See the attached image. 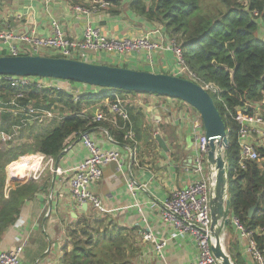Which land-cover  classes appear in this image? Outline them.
Returning a JSON list of instances; mask_svg holds the SVG:
<instances>
[{
    "label": "crops",
    "instance_id": "0c3cea01",
    "mask_svg": "<svg viewBox=\"0 0 264 264\" xmlns=\"http://www.w3.org/2000/svg\"><path fill=\"white\" fill-rule=\"evenodd\" d=\"M133 2L113 0L106 8L95 5L93 0H0V28L18 32L34 31L38 35L47 36L52 33L53 21L58 20L67 36L81 39L90 18L95 26L110 37L143 35L158 27L163 28L169 36L164 26H158V21L150 20L135 10ZM151 3L152 0L147 1V4ZM78 6L96 11L86 15L77 10ZM3 53L6 52L2 51L0 55ZM151 58L153 64L146 52H136L125 57L101 53L92 54L90 62L164 73L175 66V56L171 51L154 53ZM69 87L75 90V85ZM85 87L83 89L87 90ZM88 90L96 91L92 88ZM121 97L128 100L130 105L137 146H131L129 141H118L102 123L93 121L86 130L102 148L118 149L123 155L122 168L115 162L107 164L103 168L101 180L91 187L104 202L107 213L100 215L91 205L77 203L71 195L68 170L86 158L88 150L82 143L81 135L70 137L54 164V168H60L64 173H56L48 167L41 170L40 177L33 179L38 191L25 201L15 223L0 241V248L5 250L25 244L21 264H59L65 247L72 241L73 228L86 220L95 222L90 218L94 213L107 217L108 221L118 227L136 229L137 241L132 264L196 263L197 247L189 236L172 240L167 246L164 260L155 252L153 243L142 240L136 231L149 227L158 238L168 234L160 216V207L162 201L174 190L186 187L196 178L192 169L193 157L197 135L203 132V129L195 127L197 115L193 114L190 105L168 96L140 93ZM108 104L106 99L86 107L85 111L94 115L100 107L107 109ZM120 124L127 128L131 126L123 121ZM156 134L166 140L168 151L159 145ZM250 140L256 147L264 146L263 134H256ZM15 164L26 165L27 162ZM22 173L25 174V169ZM132 177L138 186H147L145 189L139 188L135 195L128 190V180ZM10 178L7 179V191L10 187L8 180L12 182ZM28 179L19 183H27ZM104 226L100 225V230ZM231 228L227 233V248L231 241L233 251L245 264H255L246 255L247 239L236 228Z\"/></svg>",
    "mask_w": 264,
    "mask_h": 264
},
{
    "label": "trees",
    "instance_id": "16d2710c",
    "mask_svg": "<svg viewBox=\"0 0 264 264\" xmlns=\"http://www.w3.org/2000/svg\"><path fill=\"white\" fill-rule=\"evenodd\" d=\"M147 1L134 0L132 6L150 20L161 22L169 36L180 42L190 69L204 82L220 87L223 102L213 97L228 134L232 214L248 229L263 226L264 146L257 147L260 160L250 161L245 169L235 171L240 151L239 125L232 119L231 111L236 113L238 108L246 106L248 113H252L247 104L263 100L264 40L257 33L264 26V0H152L150 5ZM50 56L60 57L54 53ZM3 79H0V106L6 108L0 109V131L12 133L18 126L19 135L15 142L10 141L6 149L0 151V241L15 223L25 201L38 191L33 179L10 186L7 191V165L38 154L57 159L69 138L85 132L94 121V115L85 111L86 107L113 100L116 94H140L108 88L93 92L84 90L86 85L72 81L68 83L77 89L69 91L33 84L12 86ZM19 94L23 96L17 98ZM29 106L40 110L57 108L64 117L51 122L32 121L27 113L17 110ZM97 123L106 126L118 141H129L127 128L116 125L114 128L108 122ZM256 204L258 209L249 217V210ZM90 218L95 222L86 220L73 228L72 241L65 247L59 264H132L136 229L118 227L107 217L95 213ZM100 225L105 226L100 230ZM257 240L264 247V238L257 237ZM231 245L229 241L228 251L233 260L245 264Z\"/></svg>",
    "mask_w": 264,
    "mask_h": 264
},
{
    "label": "built area",
    "instance_id": "2783aa9c",
    "mask_svg": "<svg viewBox=\"0 0 264 264\" xmlns=\"http://www.w3.org/2000/svg\"><path fill=\"white\" fill-rule=\"evenodd\" d=\"M95 5L109 7V0H93ZM78 11L89 15L91 11L78 6ZM5 51L6 55L42 54L45 51H53L60 57L84 60L90 62L92 54L112 53L119 56H127L136 52H146L151 59L154 53L161 51H171L175 56V66L169 70L170 74L189 79L207 90L212 96L223 102L220 96L221 89L214 83L204 82L196 72L190 69L184 57V51L176 37L167 36L163 28H154L143 35L110 37L107 36L100 27H97L88 18L81 39L67 36L64 28L58 20L52 23V33L47 36L38 35L36 32H18L13 29L0 28V52ZM8 81L12 86L33 84L40 88H64L56 86L52 79L0 76ZM70 85V84H69ZM74 88L70 87V90ZM65 91H69L65 88ZM23 95L19 94L18 97ZM213 97V98H214ZM107 109H99L94 114L95 122H111L121 129L120 121L131 125L127 128V139L137 146L136 134L132 128L129 115V102L120 95H115L113 100L108 99ZM252 110L248 113L246 106L231 111L232 119L239 125L238 138L240 142L239 159L235 171L245 169L250 161L260 160L257 147L251 142L254 135H264V96L263 100L257 103L247 104ZM19 112L27 113L32 121L44 122L47 119L64 117L63 113L57 110H40L29 106L27 109L18 108ZM195 127L203 129L202 119L197 115ZM26 120H24V123ZM19 127L16 126L12 133L0 131V141L8 144L16 140L19 135ZM84 147L88 150L86 158L76 164L69 173V188L73 199L80 205H91L100 215L107 213L102 199L92 190V185L99 182L103 175V168L111 162L123 166V155L118 149L105 150L87 131L80 134ZM208 140L203 132L197 135V146L193 157V172L196 175L186 187L174 190L172 194L161 203L160 216L168 229V234L157 237L151 228L139 229L138 233L142 240L152 242L157 255L165 260L166 249L172 240L189 236L194 240L197 247L195 264H220L212 251L213 235L211 232L212 217L210 209V175L207 164ZM40 160L38 171L31 175V179H38L41 170L48 167L56 173L63 174L60 168H54L55 159L44 155H35ZM43 166V167H42ZM128 190L135 195L139 188L145 189L147 186H138L137 181L132 177L128 180ZM140 212L142 210L140 209ZM146 221V220H145ZM232 226L247 239L245 248L248 255L255 264H264V247L261 246L258 238H264V225L255 229L246 228L233 214H231ZM25 244L18 245L13 249L5 250L0 248V264H21Z\"/></svg>",
    "mask_w": 264,
    "mask_h": 264
},
{
    "label": "water",
    "instance_id": "95a60500",
    "mask_svg": "<svg viewBox=\"0 0 264 264\" xmlns=\"http://www.w3.org/2000/svg\"><path fill=\"white\" fill-rule=\"evenodd\" d=\"M0 76L57 79L91 87L152 93L180 99L196 109L208 140L211 232L214 239L212 251L220 264H237L227 251L225 243V235L232 226L227 160L228 134L214 98L202 86L170 73L31 54L0 55ZM156 139L159 145L168 151V144L160 134H156ZM10 179L14 182L22 181L12 176ZM257 209L258 204L249 210V217H252Z\"/></svg>",
    "mask_w": 264,
    "mask_h": 264
},
{
    "label": "rangeland",
    "instance_id": "374dc122",
    "mask_svg": "<svg viewBox=\"0 0 264 264\" xmlns=\"http://www.w3.org/2000/svg\"><path fill=\"white\" fill-rule=\"evenodd\" d=\"M160 24L158 25V26H164L161 22H159ZM161 28V27H160ZM257 35H258V37H260L262 40H264V26H262L261 27V30L257 33ZM180 43V42H179ZM36 55H42V54H36ZM43 55H53V53L51 52V51H45V52H43ZM45 79H48V78H45ZM53 81V83L54 84H56V86H58V85H60V86H62L63 88H64V90H65V88L66 89H68V90H70V87H69V83L67 82V81H62V80H57V79H52ZM85 88H87V90H88V87H85ZM92 89H94V90H96V91H100L101 89H103V88H98V87H93ZM95 91V92H96ZM211 95V94H210ZM157 96V95H156ZM212 96V95H211ZM213 97V96H212ZM164 98V97H163ZM166 98V97H165ZM171 98V97H170ZM187 106H189V105H187ZM6 107H4V106H0V109H5ZM189 108L194 112L193 114H196V115H199V113L197 112V111H195L192 107H190L189 106ZM99 109H103V108H99ZM106 109V108H105ZM54 110H57V108H54ZM55 119H59L58 118V116L57 117H54V118H50V119H47L46 121H48V122H51L52 120H55ZM18 137V135L17 136H15V138H17ZM16 140H14V142H15ZM6 147H7V144H3L1 141H0V151H4L5 149H6ZM31 156H27V157H24V158H21V159H19V160H17V161H14L13 163H11V164H9V165H7V168H6V170H7V175H8V177L10 178V174H9V170H10V168L12 167V165H14V163H16V162H23L25 159H27V158H30ZM261 161H263V159L261 160ZM25 162H27V161H25ZM30 165V163L29 162H27V164H26V168H24L25 170H27V167ZM43 167V166H42ZM41 168V167H40ZM17 179H22V181H24V179L26 180V177L24 176V177H20V178H17ZM29 179H31V178H29ZM28 179V180H29ZM21 181V182H22ZM14 181H12V182H10L9 180H8V186H13L14 184H16V183H14ZM19 183V182H18ZM95 211V210H94ZM97 214V213H96ZM228 233V232H227ZM226 237H225V243H226V248H227V242H228V234L227 235H225ZM227 251H228V248H227ZM229 252V251H228ZM231 255V254H230Z\"/></svg>",
    "mask_w": 264,
    "mask_h": 264
},
{
    "label": "bare ground",
    "instance_id": "6f19581e",
    "mask_svg": "<svg viewBox=\"0 0 264 264\" xmlns=\"http://www.w3.org/2000/svg\"><path fill=\"white\" fill-rule=\"evenodd\" d=\"M24 161H27L30 163V165L27 167V170H25V174L22 173V170L26 168V165H20L15 164L10 168L9 170L10 177L12 178H20V177H26V179L30 178L34 172L38 171L40 168V160L39 158L36 159V156H31L30 158L25 159Z\"/></svg>",
    "mask_w": 264,
    "mask_h": 264
}]
</instances>
